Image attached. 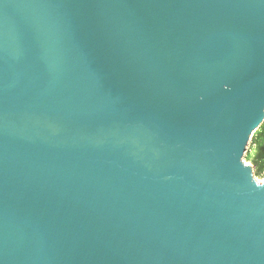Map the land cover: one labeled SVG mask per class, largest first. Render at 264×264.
<instances>
[{
    "label": "water",
    "instance_id": "1",
    "mask_svg": "<svg viewBox=\"0 0 264 264\" xmlns=\"http://www.w3.org/2000/svg\"><path fill=\"white\" fill-rule=\"evenodd\" d=\"M264 0H0V264H264Z\"/></svg>",
    "mask_w": 264,
    "mask_h": 264
},
{
    "label": "trees",
    "instance_id": "2",
    "mask_svg": "<svg viewBox=\"0 0 264 264\" xmlns=\"http://www.w3.org/2000/svg\"><path fill=\"white\" fill-rule=\"evenodd\" d=\"M244 159L253 166L255 176H264V120L252 133Z\"/></svg>",
    "mask_w": 264,
    "mask_h": 264
},
{
    "label": "rangeland",
    "instance_id": "3",
    "mask_svg": "<svg viewBox=\"0 0 264 264\" xmlns=\"http://www.w3.org/2000/svg\"><path fill=\"white\" fill-rule=\"evenodd\" d=\"M248 145H249V144H248ZM248 145H247V148H248ZM246 150H247V149H246ZM244 160H245V159H244ZM245 162H247L248 164L251 165L250 162H248V161H246V160H245ZM255 178H256L258 181H263V180H264V176H262V177L255 176Z\"/></svg>",
    "mask_w": 264,
    "mask_h": 264
}]
</instances>
